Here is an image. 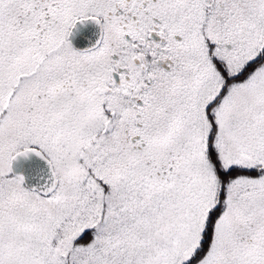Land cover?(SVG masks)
<instances>
[{
  "label": "snow or ice",
  "instance_id": "6c2138e0",
  "mask_svg": "<svg viewBox=\"0 0 264 264\" xmlns=\"http://www.w3.org/2000/svg\"><path fill=\"white\" fill-rule=\"evenodd\" d=\"M0 264H264V0H0Z\"/></svg>",
  "mask_w": 264,
  "mask_h": 264
}]
</instances>
